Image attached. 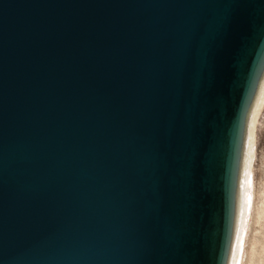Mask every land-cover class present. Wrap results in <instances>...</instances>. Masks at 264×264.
Instances as JSON below:
<instances>
[{
    "label": "water",
    "instance_id": "95a60500",
    "mask_svg": "<svg viewBox=\"0 0 264 264\" xmlns=\"http://www.w3.org/2000/svg\"><path fill=\"white\" fill-rule=\"evenodd\" d=\"M264 0H0V264H227Z\"/></svg>",
    "mask_w": 264,
    "mask_h": 264
},
{
    "label": "bare ground",
    "instance_id": "6f19581e",
    "mask_svg": "<svg viewBox=\"0 0 264 264\" xmlns=\"http://www.w3.org/2000/svg\"><path fill=\"white\" fill-rule=\"evenodd\" d=\"M262 107H264V73L247 117L237 184L233 236L227 264H256L258 233L264 223V201H257L253 180V161L255 158V129Z\"/></svg>",
    "mask_w": 264,
    "mask_h": 264
},
{
    "label": "rangeland",
    "instance_id": "374dc122",
    "mask_svg": "<svg viewBox=\"0 0 264 264\" xmlns=\"http://www.w3.org/2000/svg\"><path fill=\"white\" fill-rule=\"evenodd\" d=\"M261 113L259 115L258 125L255 129V158L253 161L254 188L258 197L257 201L260 202L264 201V107H262ZM258 238V255L256 256L255 263L264 264V223L258 233Z\"/></svg>",
    "mask_w": 264,
    "mask_h": 264
}]
</instances>
